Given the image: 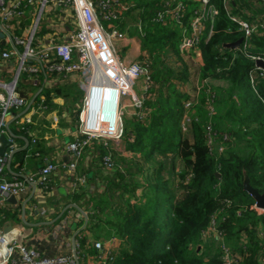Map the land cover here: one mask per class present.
I'll list each match as a JSON object with an SVG mask.
<instances>
[{
  "label": "trees",
  "instance_id": "trees-1",
  "mask_svg": "<svg viewBox=\"0 0 264 264\" xmlns=\"http://www.w3.org/2000/svg\"><path fill=\"white\" fill-rule=\"evenodd\" d=\"M213 1L218 13L212 21L201 19L205 26L199 35L202 62L195 59L194 51L183 52L176 44V33L172 27L175 23L178 26V21L155 22L150 17L163 7L165 0H121L126 7L122 11L117 8V13L113 6L117 16H113L112 20L103 17L100 6L96 4L98 15L105 25L110 21L117 23L126 14L133 13L130 22L135 25L133 32L138 33L141 39L144 52L141 58L149 70L143 75L150 78L143 114L139 117L134 115L128 121L131 128L124 150L142 153L144 160L155 162L159 154H173L182 163V168L176 171V162H170L171 176L178 178L176 183L174 181L175 192L172 177L166 179L163 174L167 161L162 160L153 177L149 176L150 179L143 184L135 175L144 170V165L137 159L133 162L136 167L130 166L134 169H130L131 172L116 167L117 164L115 169H106L108 173L103 175L104 185L93 195L85 189L73 190L68 202L89 204L94 208L90 211L87 206L88 222L83 231L92 232L94 224H100L104 231L121 238L108 264H219L220 259H215L214 253L209 250L214 240H219L220 245L223 242L229 244L231 252L238 254L246 264H263L264 212L260 213L253 206L256 201L245 190L244 178L247 173L251 185L264 192V74L261 70L257 71L256 93L249 82L251 70L259 67L264 70L252 58L258 55L264 60V0ZM15 3L7 0L5 5L14 9ZM147 4L152 8L143 7ZM24 6L21 0L16 10L22 11ZM229 12L238 14L255 27L248 38L249 45H245V31L239 29ZM10 17L3 19L9 23L7 25L13 23ZM158 18L161 17L158 15ZM142 20L144 25L141 27ZM40 24L41 29L45 27L42 20ZM130 28L129 33L124 28L120 30L127 35L131 34ZM210 28L212 33L208 36ZM21 34L18 30L11 34V41L14 43L13 39L21 37ZM241 36L243 41L238 47L225 46L226 42ZM10 48V42L0 37V59ZM188 69H196L199 79L194 88L198 93L180 92L176 86L175 78L188 79ZM45 71L51 75L62 73L49 70L44 63L43 69L36 72L26 69L21 71L20 76L25 79L36 74L43 76ZM219 80H224L226 85L222 86L217 82ZM22 84L21 81L18 83L17 90L28 102V89ZM48 99L46 96L42 101H34L29 109L40 104L48 105ZM188 101L190 105L187 107ZM213 102L215 109L210 113L209 106ZM11 110L14 111L13 108ZM2 111L0 108V115ZM185 114L192 117L188 129L182 125ZM211 114H214L212 119ZM29 123L0 126V133L3 130L13 134V144L22 140L17 135L34 142L31 150L15 151L10 167L4 165L2 168L1 173L11 179H23V170L29 158H35L42 151L37 136H29ZM224 135L225 139L219 141ZM131 137L134 139L130 140ZM91 144L100 147L102 156L108 152L107 148L113 157L118 153L116 148L106 147L101 141ZM120 159L124 161L122 157ZM157 176L162 180L160 177L155 179ZM52 185L50 177L38 182L46 195ZM179 190L181 192L177 195ZM14 209L10 214V209L2 213L19 222L18 208ZM78 238L79 264H83L87 253L94 257L96 251L91 247L84 251L85 236Z\"/></svg>",
  "mask_w": 264,
  "mask_h": 264
},
{
  "label": "built area",
  "instance_id": "built-area-1",
  "mask_svg": "<svg viewBox=\"0 0 264 264\" xmlns=\"http://www.w3.org/2000/svg\"><path fill=\"white\" fill-rule=\"evenodd\" d=\"M49 1L43 0V3ZM54 1L74 10L78 26L71 33L70 38L65 41L48 44L35 43L34 30L28 37L16 36L13 39L14 44H22L25 49L20 52L19 69L14 79L10 82H0V108L3 110L0 115V126L8 127V118L15 119L29 103L17 90L21 71L27 69L36 72L41 68L43 69L44 63H46L49 70H57L68 75L78 73L80 87L84 91L80 103L78 127L73 139L64 145L65 152L71 156V160L66 167L72 174L69 180L73 191L85 189L88 185L86 174L76 172L78 159L86 148L93 141H101L104 146L110 148L113 143L115 146L120 145L125 137V125H127L129 113L131 111L133 113L134 110L135 115L142 114L141 109L144 101L136 90L139 80L143 77V72L146 70L147 73L148 69L143 65L141 56L135 60L120 57L117 43L125 39L127 35L114 24L105 25L102 23L98 15L99 12L96 10V4H98L103 17L112 20L113 16H117L113 6H115L117 13L119 11L117 8L122 11L126 7L121 0ZM5 3L6 0H0L3 19H8L13 13L21 12L16 10L20 0L16 1L14 9L9 8ZM186 8L187 4L185 2L177 0L173 8L176 21L177 19L182 20ZM166 11V9L162 10L160 16H164ZM194 12L197 27L202 28L199 24L201 19L212 21V18L218 13V9L213 0H200L199 7ZM229 13L230 18L238 23L239 29L245 31V45H249L248 38L252 35L255 27L238 14ZM211 33L212 28L209 29L208 36ZM199 39L198 34L185 35L181 41L182 51L187 52L191 48H199ZM10 55L9 51L3 53L4 57ZM141 55H144V52ZM260 57L258 55L252 56L254 60ZM31 59L34 61L32 63L28 62ZM258 70H261V74H264V70L260 67L250 71L249 79L254 84L258 76ZM149 83H144L145 90L148 89ZM1 88L3 89L1 90ZM189 105L190 101L186 103L187 107ZM12 108L14 111L11 110ZM108 109L113 116L112 119L106 116ZM191 120V115L185 114L182 125L188 129ZM25 121L31 122L32 118L30 116L25 117ZM2 133L7 134L3 130ZM8 137L13 141L10 135ZM15 149L12 143V146L8 148L7 155L0 157V205L3 204L1 202L2 197L15 196L25 199L30 194L23 181L8 180L1 173L4 165H7L10 153ZM107 150L108 152L102 156L103 163L107 167L115 169L112 152L109 148ZM58 166V162L48 161L36 174L29 176L28 181L36 185L41 179H48L51 173L57 170ZM254 207L260 213L264 211V208L257 205ZM42 212L44 213V211ZM83 213L88 219V213L85 211ZM13 224L15 223L11 222L9 224L10 228L8 230H5L4 226L0 224V264H16V255L29 264H79V242L75 241L72 252L43 255L38 250L23 244L22 232ZM212 228L215 229L216 226L212 225ZM118 238L121 241V238ZM115 241V236L107 240L103 238L94 240L96 254L90 259V262L92 264H108L113 259L112 245ZM231 254L238 256V254L232 252Z\"/></svg>",
  "mask_w": 264,
  "mask_h": 264
},
{
  "label": "crops",
  "instance_id": "crops-1",
  "mask_svg": "<svg viewBox=\"0 0 264 264\" xmlns=\"http://www.w3.org/2000/svg\"><path fill=\"white\" fill-rule=\"evenodd\" d=\"M16 1L18 0H10V2L13 3ZM22 1L25 5L24 9H21L22 11L18 14L13 13V16L11 17L13 23L9 26L6 25L9 23H6L2 18L0 6V37H5L10 42L11 46L9 50L11 53L10 57L4 58L2 56L3 59H0V82H10L14 79L15 74L19 69L20 51L25 49L24 45H16L11 41V34H14L18 30L22 32L21 37H28L34 30V42L48 44L69 39L71 33L78 26V20L72 8L64 7L62 4H58L54 0H50L47 3H43V0ZM184 1L187 3V8L181 20L183 27H180L175 18L171 17L177 0H165V4L162 8L156 10V12L154 11L153 14H150V17L155 22H158L159 20L177 22L178 26L173 29H175L176 36H174V38L176 39V44L180 50H182L181 41L185 35L192 36L198 34L199 36L205 28L202 22H199L202 28L197 27L195 21L196 14L194 10L199 7L200 0ZM189 1H191V3H189ZM147 6H149V4L143 5L145 8ZM149 8L151 9L152 7L149 6ZM165 9L167 10L165 15L160 16L161 11ZM192 12H194V15H192ZM131 14L133 13H128V15L126 14L123 16V18L127 16V19L125 20H120L117 23L110 21L108 24H114L119 29L124 28L126 31L131 27V34H128L125 39L120 40L117 43V46L123 48V51H125L122 55L119 49L121 58L135 60L141 56L143 48L141 39L137 36L138 33L136 34L133 32L135 25L132 24L130 20L128 21L130 18L132 21L133 15ZM158 15L161 17L160 19L158 18ZM27 20L29 21L28 23L23 25L20 24ZM41 20L42 24L44 23L45 25L42 29L40 26ZM142 25H144V20L141 21V27ZM2 31L5 32V35L1 34ZM204 34L205 33L203 32V35ZM19 46L22 48L19 49ZM196 50H198V53ZM189 51H194L195 57L202 62L203 58L200 49L195 47L191 48ZM195 78L196 80L199 79L198 77ZM20 81L24 83L22 85L28 89L26 96L29 101L32 99H34L33 103L34 101H42L43 98L48 96V105L45 104L43 106L40 104L37 108H31L23 115L17 116L15 119L9 117V125L7 126L10 127L13 124H25V117L30 116L32 121L28 124L29 136H37L42 151H39V154L35 158H29L28 163L23 170V179H11L5 176L8 180L23 181L30 194L25 199L15 196L2 197L1 202L3 204L0 205V224L5 226L6 223H15L13 225L17 226L22 232L23 244L38 250L43 255L72 252L74 250L75 241L79 242L78 237L81 235L85 236L84 242L86 248L84 251H87L89 247L96 251L93 243L94 240L99 238L107 240L114 235L104 231V228L102 229L100 224H94L92 232L91 230H87L86 232L83 231V229L87 227L86 225L88 222L83 211L88 213L87 206L90 211H93V206L89 204L80 205L73 201L68 202V199L70 200L71 193L73 192L69 180L72 174L66 167L71 160V156L65 152L64 145L73 139L77 132L80 101L84 94L83 89L80 87L79 74L73 73L68 75L58 73L56 75H51L45 71L43 76L36 74L27 79L19 76V84ZM147 82H150V78H145L143 76L137 85V94L143 98V101L146 98L144 83ZM2 89L3 88H1V90ZM186 92L191 94L189 91ZM142 110H144L143 106L141 113ZM193 111H195V109H193ZM134 115L133 110V113L132 111L129 113L128 121H130ZM127 125H129V123ZM6 135L8 136L10 134L7 133ZM17 136H21L22 140L14 141V147L16 148L15 151L25 148L31 150L34 148V142H30L28 137L23 135ZM133 139L134 138L132 137L130 138V140ZM48 161L58 162L59 166L57 170L53 171L49 176L50 182H52L53 185L51 186L48 195H46L41 191L38 183L36 185L31 184L28 181V177L36 174ZM106 169L110 170L111 168L103 163L100 147L91 144L90 147L86 148L77 162V172L85 173L88 178V185L85 187L86 192L89 191L93 195L96 189L101 191L104 185L103 175L108 173L106 172ZM147 175L149 177V172H147ZM78 191H82V189ZM16 207L18 208L19 222L13 220L11 217H7V214L2 213L3 210L10 209V214V212L14 211V208ZM42 211H44V213ZM115 238L116 241L112 245L113 250H116L121 242L117 236H115ZM107 245H109V243H107ZM91 255V253H87L83 264H92L90 259L93 256ZM16 256V264H29L18 257V255Z\"/></svg>",
  "mask_w": 264,
  "mask_h": 264
},
{
  "label": "rangeland",
  "instance_id": "rangeland-1",
  "mask_svg": "<svg viewBox=\"0 0 264 264\" xmlns=\"http://www.w3.org/2000/svg\"><path fill=\"white\" fill-rule=\"evenodd\" d=\"M231 1L232 2H235L236 0H231ZM174 16L175 15H172L171 17H174ZM125 19H127V16L125 18H123L122 20H125ZM129 20H131V18L128 19V21ZM175 20H176V18H175ZM177 21L179 23V26L180 27H183V24L181 23V20L180 19H177ZM124 26H127V25H124ZM172 28H176V25L173 24V27ZM127 33H129V32H127ZM168 33L169 32H167L166 34H168ZM127 36H128V34H127ZM119 49H120L121 54L123 55L124 52H125V51H123L124 49L123 48H120V47H119ZM198 49H200V47ZM196 51L198 53V50H196ZM185 56L187 57L188 55H185ZM195 59H196V57H195ZM195 70L196 69H188V72H187L188 79L187 80L185 78L182 79V80H179L177 78L174 79L175 82H176V86H177V88H178V90L180 92L181 91L182 92L189 91L191 94H195V92L198 93V90H195V88H194V86L196 85V82H197V80L195 78L196 77ZM148 73H149V70H148L147 73H146V70H145L143 72V75H146ZM217 82H219L222 86H225L226 85V83L224 82V80H219ZM249 82L251 84L252 89H254L253 91L256 93L257 92L256 82L254 84L250 79H249ZM255 88H256V90H255ZM213 91H214V89H213ZM208 97L210 98V96H208ZM206 101H207V99H206ZM204 105L207 106L206 102H205ZM214 109H215V106H214V102H213V104H211L209 106V112L211 113ZM214 114H215V112H214ZM214 114H211V117H210L211 119L213 118ZM130 128H131V125H125V137H124L123 141L120 143V145L118 144V145L115 146L114 143L111 145V148H116L117 147L116 149L118 150V153H116L114 155V157H113L114 158L113 161L115 162V164H117L116 167H121V168L125 169L126 171H127V169L130 171V169H132L130 166L136 167L135 164H134L135 163L134 161L136 159L138 161H141L140 163H142L144 165V167H143L144 170L142 172L139 171V173L136 172L135 175H136V177H137L138 180H140L143 184H146V182L150 179L148 177V175H147V172H149V176L152 175V177H153V174L155 172V169L158 167L159 164H161L162 160L167 161L166 165L163 168V170H164L163 171V174H164V177L166 179L172 177V179H173L172 188L174 189V192H175V188H174L175 184H174V181L176 183V181L178 180V178H176V177L174 178L173 176H171L170 169H172V167L170 168V164H171L170 162L171 161H175L176 162V165H175L176 168H175V170L176 171H179L182 168V163H181L180 158H178V157L174 158L173 156H175V155H173V154H168V155L167 154H164V155L163 154H159V155H157V161L156 162L155 161H147L146 159L144 160V156L142 155V153H139V152H132V153H130V152L124 150V147H125V139H127L129 137V129ZM184 135H185V137H190L189 134H184ZM225 137L226 136L224 135L220 140L219 139L218 140L219 141H222V139L223 138L225 139ZM218 144L220 146H223L220 143H218ZM214 146L215 145H213V147ZM121 157H122V159L124 161H122L120 159ZM132 170L134 171V169H132ZM171 172H172V170H171ZM158 177H160V176H157L155 179H157ZM160 180H162L161 177H160ZM180 192H181V190L177 191V195H179ZM162 201L164 202V200H162ZM253 206H256V203H254ZM212 225H214V224H212ZM220 248H221V250H220ZM209 250H211V252L214 253L213 254V257L215 259H217V260H218V258L220 259V263L219 264H246L244 262V260H241L240 257L233 256L231 254V252H230L231 251V246L229 244H227V243H224L223 242L220 245V241L219 240H217V241L214 240L213 241V245L210 247Z\"/></svg>",
  "mask_w": 264,
  "mask_h": 264
},
{
  "label": "water",
  "instance_id": "water-1",
  "mask_svg": "<svg viewBox=\"0 0 264 264\" xmlns=\"http://www.w3.org/2000/svg\"><path fill=\"white\" fill-rule=\"evenodd\" d=\"M2 35H5V32H1ZM11 37V36H10ZM12 39V37H11ZM243 41V36L239 37L237 40L234 41H230V42H226L225 46L228 47H238ZM256 64L263 67L264 68V60L259 58L256 59ZM33 100H30L29 103L26 105V107L18 114V116L23 115L24 113H26L31 104L33 103ZM9 125V123H8ZM13 135L12 133H10V136ZM13 141L9 139V137L5 134V133H0V157L6 156L7 152H8V148H10L12 146ZM15 150L12 151L9 155V159L7 162V167H10V162L12 159V156L14 154ZM244 188L245 190H247L249 193L252 194V196L254 197L255 201H256V205L258 207H262L264 208V192H260L258 191L256 188H254L249 180V177L247 175V173H245V178H244ZM10 228V225L8 223H6V225L4 226L5 230H8Z\"/></svg>",
  "mask_w": 264,
  "mask_h": 264
},
{
  "label": "bare ground",
  "instance_id": "bare-ground-1",
  "mask_svg": "<svg viewBox=\"0 0 264 264\" xmlns=\"http://www.w3.org/2000/svg\"><path fill=\"white\" fill-rule=\"evenodd\" d=\"M106 116L108 117V118H110V119H112V114L110 113V111H109V109H108V111H107V113H106Z\"/></svg>",
  "mask_w": 264,
  "mask_h": 264
},
{
  "label": "clouds",
  "instance_id": "clouds-1",
  "mask_svg": "<svg viewBox=\"0 0 264 264\" xmlns=\"http://www.w3.org/2000/svg\"><path fill=\"white\" fill-rule=\"evenodd\" d=\"M262 208V207H261Z\"/></svg>",
  "mask_w": 264,
  "mask_h": 264
}]
</instances>
